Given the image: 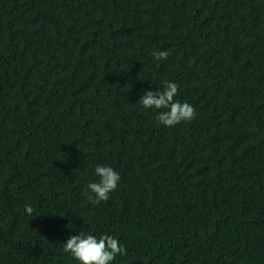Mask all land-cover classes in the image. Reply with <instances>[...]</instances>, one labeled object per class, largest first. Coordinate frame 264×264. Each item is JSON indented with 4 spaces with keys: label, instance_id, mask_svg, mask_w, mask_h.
I'll return each mask as SVG.
<instances>
[{
    "label": "trees",
    "instance_id": "1",
    "mask_svg": "<svg viewBox=\"0 0 264 264\" xmlns=\"http://www.w3.org/2000/svg\"><path fill=\"white\" fill-rule=\"evenodd\" d=\"M165 82L194 119L141 106ZM80 232L111 264H264V0H0V264H79Z\"/></svg>",
    "mask_w": 264,
    "mask_h": 264
},
{
    "label": "clouds",
    "instance_id": "2",
    "mask_svg": "<svg viewBox=\"0 0 264 264\" xmlns=\"http://www.w3.org/2000/svg\"><path fill=\"white\" fill-rule=\"evenodd\" d=\"M167 51L154 50L152 56L156 60H166ZM179 86L175 82H165L163 90H146L141 96L139 103L144 109L164 110L159 111L157 121L165 127H172L181 122L191 121L195 118V109L188 103H181L174 98L178 95ZM95 175L96 182L89 183L88 200L99 204L109 199L120 180V174L111 166L97 165ZM28 215H32L34 209L25 205ZM63 251L73 257L79 264H111L117 255H127L126 249L118 239L108 234L99 237L93 234L80 232L78 235L70 236L63 243Z\"/></svg>",
    "mask_w": 264,
    "mask_h": 264
}]
</instances>
